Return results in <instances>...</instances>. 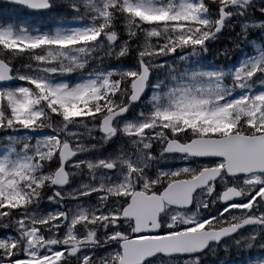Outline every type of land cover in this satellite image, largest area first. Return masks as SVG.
Returning <instances> with one entry per match:
<instances>
[{"label":"snow or ice","instance_id":"1","mask_svg":"<svg viewBox=\"0 0 264 264\" xmlns=\"http://www.w3.org/2000/svg\"><path fill=\"white\" fill-rule=\"evenodd\" d=\"M0 264H264V0H5Z\"/></svg>","mask_w":264,"mask_h":264},{"label":"water","instance_id":"2","mask_svg":"<svg viewBox=\"0 0 264 264\" xmlns=\"http://www.w3.org/2000/svg\"><path fill=\"white\" fill-rule=\"evenodd\" d=\"M0 1H5V0H0Z\"/></svg>","mask_w":264,"mask_h":264}]
</instances>
